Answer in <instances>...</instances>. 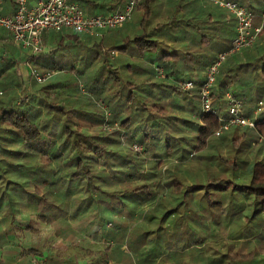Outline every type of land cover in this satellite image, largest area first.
<instances>
[{"label": "trees", "instance_id": "1", "mask_svg": "<svg viewBox=\"0 0 264 264\" xmlns=\"http://www.w3.org/2000/svg\"><path fill=\"white\" fill-rule=\"evenodd\" d=\"M79 1L81 4L85 2V0ZM128 1L118 0L112 9ZM235 1L252 9L256 15L262 16L264 13V0ZM153 2L154 0H140L136 5L133 14L136 15L139 12L141 18L139 28H135L134 34L125 35L114 43H109L104 37L89 36L90 39L85 44L89 47L90 52L87 56H90V59L71 66V69L75 71L84 69L81 74L87 78L91 77L90 85L94 92L104 99L102 103L104 110L99 111L94 108L88 98H77L72 90L65 89L66 82L44 85L34 79L35 90H27L28 93L21 94L19 90L22 88V82L12 79L9 90L0 96V181L4 180L2 188L0 187V213L3 206L8 204L12 208L17 203L14 199L17 188L13 185L18 181L29 182L34 188L32 195L35 198V205L41 204L44 208H48L49 205L55 206L53 190L58 172L62 173V176L56 180L68 181L69 176L72 178L84 175L86 179L98 177L100 174L105 176L104 167L107 163L105 161L101 163L98 159H169L172 156L173 159H193L197 153L212 150L218 143L226 148L224 139L230 135L229 142L232 148L229 152L234 155L225 157L219 154L218 165L221 176L217 180L214 178L219 181L218 184L209 182L198 185L186 184V186L188 189L203 187L207 189L211 184H217L220 190H226L229 187L232 192L237 189L244 191L246 196L251 197L253 208L246 215V220L259 226V229L263 228L264 141L260 144L258 140L260 133L264 135V123L259 125L258 129L235 126L222 135L215 136L214 132L219 126L218 117L202 113L199 90H182L177 82L168 81L165 76L158 75L153 64H149L157 58L160 66L169 74H177L178 82L186 79L179 74L180 69L177 66L175 68L178 58L190 56L191 48L197 46L202 45L208 50L206 46H210L211 41L213 45L225 46L226 44L220 51L227 49L236 32L234 17L228 19L227 10L210 1L205 3V6L208 19L213 23L212 28L211 23H208L207 27L200 26L192 20H182L181 15H174L167 20L160 19L156 22L160 30L164 26L168 27L167 35H163L162 32L154 35L146 29L156 10ZM14 6L15 11V3ZM211 6L216 9L214 15L211 14ZM131 26L132 22L111 31H122L126 28L131 30ZM46 35L45 43L50 45L57 42V48H64L61 41L63 38L60 35L53 37L50 41L45 38ZM259 38L260 40L254 45L230 54L220 68L214 87V96L219 111L223 115L228 114V101L225 96L227 92H231L246 106L252 103L257 105L259 101L264 102L262 98L243 101L232 91V87L237 82L259 83V88L264 89V20ZM75 40H79L77 35ZM197 42L200 44L196 46ZM115 50L119 54L113 58ZM53 52L64 54L51 48L45 53L47 62L39 60L40 57L45 56L41 53L32 59L33 64L45 71L53 69L56 74L67 72L70 64L60 60L54 61L49 55ZM245 59L247 62L237 64L238 61ZM235 64L239 66L234 69L231 66ZM10 68L13 69L12 65ZM233 71L236 74L232 76L230 73ZM202 81L196 82L200 84ZM83 106L92 107L94 111L90 109V112H86ZM85 114L89 120L98 125L95 134L85 125H81L78 117ZM136 119L144 120L145 124L141 126ZM158 132L163 137L159 142L155 141ZM162 143L165 147L164 156H161L157 147ZM134 144L140 146V150H136ZM257 144L260 146L255 149ZM55 147H61L62 150L57 151ZM246 154H255L254 159L260 160H255L247 167ZM208 155L210 156L211 153ZM258 155L262 157L257 158ZM200 156L202 155L199 154L196 157ZM62 157L64 159H61ZM67 159H72L68 164L71 165L69 168L55 167L60 160ZM23 175L27 178H19ZM87 180L91 181V179ZM22 184L19 185L23 189L25 185L22 186ZM184 184L175 182L174 186H180L181 190ZM10 185L13 188H10ZM144 186L140 185L135 191L143 189ZM7 190L11 191L9 196ZM94 192L98 193L96 188L92 191ZM162 198V195L157 197L158 203L150 210V213H146L147 217L149 213V218H159L157 221L168 218L169 210L161 212V215L158 214L159 217L152 214V210L154 211L159 204L167 203H163ZM6 212L2 213L1 221L8 220ZM39 215L44 222H49L50 217L46 213ZM26 227L32 229L30 225ZM246 229L248 231L249 227ZM248 234L255 236L257 232L251 229ZM5 236L6 231H1L0 243L6 238ZM12 250L18 249L12 248ZM28 253L24 249L19 251L22 257H27ZM231 259L241 260L243 255L235 252ZM14 260L16 264L27 263L26 260L18 258ZM218 262L222 264L223 257H220Z\"/></svg>", "mask_w": 264, "mask_h": 264}, {"label": "crops", "instance_id": "2", "mask_svg": "<svg viewBox=\"0 0 264 264\" xmlns=\"http://www.w3.org/2000/svg\"><path fill=\"white\" fill-rule=\"evenodd\" d=\"M70 1L77 3L88 15H107L116 10L124 9L127 4H118L115 9H112V6L118 0H85L89 5L85 2L81 4L79 0ZM207 2L210 1L154 0L156 10H154L151 22L146 29L154 35H159L161 32L163 35H167L168 27L164 26L160 30L156 22L160 19L167 20L174 15H181L183 16L181 17L182 20H192L200 26L207 27L208 23H211L212 28L213 23L208 19L209 16L205 6ZM177 6L180 8H176ZM0 7L3 14L13 13L15 8L11 0H0ZM214 10L216 9L211 6L212 15L215 14ZM140 18L141 14L138 12L136 15L133 14L131 21L126 23L132 22L131 30L126 28L122 31H111L117 28L109 29L99 37H104L109 43L119 41L125 35L134 34L135 28H139ZM261 22L262 16L257 14L255 23L260 24ZM182 24L184 25V23ZM140 31H142V28H140ZM65 32L71 34V36L77 35L83 44L91 36L86 33L78 34L67 29L60 32L55 31V35L50 33L45 38L50 41L53 37L60 35L63 38L61 39L63 43L67 36V34H64ZM211 43L214 44L213 41ZM55 44L57 45V42ZM199 44L197 42L196 46ZM50 46L54 48L53 44H50ZM213 49L214 47H210L207 50L202 45L191 48L192 54L190 56H180L178 62L175 63V68L177 66L180 69L179 74L184 78L200 82L205 78L209 63L220 51V49L215 48V51ZM72 53L74 55L73 63L85 62L90 59V56L85 58L84 55L82 58L81 54L76 55V53H81L77 47L72 50ZM115 53L117 54L115 55ZM118 54L119 52L115 50L113 58ZM151 57L155 58L154 56ZM245 62H247L246 59L238 61L237 64ZM149 64L160 66L157 58ZM237 64L231 67L238 68L239 65L236 66ZM24 65H26V52L12 41L10 32L0 26V96H3L9 90L12 79L20 82L21 77L22 81L25 80L24 73H20V69L24 68ZM164 70V76L168 81L178 82L177 74H169L165 68ZM230 74L233 76L236 72L233 71ZM258 84L237 82L232 87V91L243 101L264 99V89L259 88L260 85ZM255 107L256 104L251 107L243 105L244 112L249 116L253 115ZM230 139V135L224 139L227 149L231 147ZM157 147H159L161 156H164V144L162 143ZM220 148L223 147L219 143L214 145L211 155L209 156V153H207L208 157L203 159H106L107 165L104 167V177L108 178L109 181L107 184L105 181L104 184L100 182L104 191L100 189L99 193H90L91 195L94 194L95 197L99 194L100 209L95 213H93V209L90 213L82 211L91 195L89 196L85 191H81L80 188L77 190L70 188L66 195L55 189L56 207L63 204L69 208L63 218V222L69 230L68 237L62 233L61 229L55 228L54 233L48 232V236H46L50 242L49 246H43L40 249L35 247L24 249L29 253L27 257L21 256L19 260H26V264H220L218 262L220 228H230L232 227L231 224L238 219L245 221L246 215L253 209L251 197L246 196L244 191L237 189L232 192L229 187L226 190H220L217 186L219 181L216 180L221 176L220 166L218 165L219 154H221ZM249 155L246 154V158ZM158 160H161V162H158ZM169 160H173L175 165H168ZM246 160L248 167L255 160L260 159ZM118 172L124 176L117 178L115 174ZM111 177L116 179L111 180ZM116 181L117 185H108L110 182L115 183ZM175 182L185 184L180 190V186H174ZM209 182H217V184H211L207 189L204 187L201 189H188L186 186V184L198 185L208 184ZM140 185L145 186L143 189L135 191ZM164 191V196L167 198L164 210L170 211L168 218L164 221H157L146 215V217L136 219L138 211L143 207H146V211L150 212L155 207V195L157 197L163 196ZM143 192L145 195L148 194V198L141 204H137V206L135 198L138 197L139 199ZM122 195H125L126 199L124 198L123 203H120L119 197ZM150 197L153 199L151 200ZM138 207L141 208L138 209ZM224 210L228 213L227 217L229 218L219 219L220 212ZM129 212H135V215L131 214L129 217L127 216ZM77 213L80 216H75ZM114 213L118 215L117 220L101 221L99 219L95 221L92 219L96 214L111 217ZM230 215L233 217H230ZM55 219L59 221L61 217L56 215ZM56 226H59V224ZM240 228H244V225H241ZM244 229L239 231V235L233 240L251 239L252 236H249ZM32 230H34L33 227ZM35 230L37 229L35 228ZM42 233L40 231V236ZM5 241L9 242V240ZM68 245L76 252L74 256L69 253L58 255L59 250L67 251ZM56 249L57 251H55ZM64 256L70 259H66ZM8 261L9 264H15L14 259Z\"/></svg>", "mask_w": 264, "mask_h": 264}, {"label": "rangeland", "instance_id": "3", "mask_svg": "<svg viewBox=\"0 0 264 264\" xmlns=\"http://www.w3.org/2000/svg\"><path fill=\"white\" fill-rule=\"evenodd\" d=\"M227 12H228L227 18L232 19V17H233L232 14L228 10H227ZM258 22L259 21L257 20V23ZM50 33L52 35H55L54 31L47 33V35ZM64 34H67L65 41L62 43L64 48H59V47L57 48V45L55 43L53 44V47L55 48V50H57V51L61 50L60 52H64V54L61 55V53H59V52H56V53L53 52L52 54H49V55L54 61L60 60L62 62L63 61L67 62L68 64H70V67H69L67 72H63L60 74L58 73L59 75L56 74L55 70L51 69L50 71H53L54 75L51 78H49L47 81L43 82L42 84H44V85H49L50 83L63 84L66 82L67 86L65 87V89L72 90L77 98H79V97L88 98L90 100V102L92 103L94 108L98 109L99 111L101 109L104 110V105L102 104L104 102V99H102L101 95L94 92L92 85H90V83H92L91 77L87 78V77L83 76L81 74V72L83 73L84 69H82V68H80L76 71L71 69L76 64V63H73V56H74L72 53V50L74 49L73 46H76L81 51V53H76V55L81 54L82 58L85 55V58H86L87 54L90 52L88 45L86 46L85 44H83V42L81 40L76 41L75 36H71V34H68L67 32H65ZM258 40H260V38ZM221 45L223 46V44H221ZM222 46H218L217 44L215 46V45L211 44L208 48L214 47L213 50L215 51V48L217 50L223 49L226 46V44H225V46H223V47ZM51 47L52 46H50L49 43H45L43 41V49L41 52H39L35 55H32V56H30L31 54L26 53V65L23 66L24 68L20 69V73L21 74L24 73L23 75H25L24 76L25 82L22 81L21 77H20V82L22 81V85H21L22 88H21V90H19V93L22 92L21 94H23V93H28L27 90H35V88H33L34 78L30 75V67H36V68H38V70L40 72L45 71V70L35 66L33 64L32 59L38 54H41V53L45 54L46 52H49V49ZM46 55L47 54H45L44 57H40L39 60L47 62L48 60H45ZM47 59H49V57ZM23 90H24V92H23ZM58 93H60V92H58ZM252 105H254V103L249 104L248 107H251ZM77 107H79V106H77ZM83 108L86 112H90L91 110L94 111V109L92 107L89 108V107L83 106ZM78 119L81 122V125H85L86 128H88L92 133H94V134L96 133V130L98 129L97 128L98 125H96V122L89 120L86 114L83 115L82 117H78ZM136 120L138 121L139 124H141V126H143L145 124L144 120H140V119H136ZM162 138L163 137H162L161 133L158 132L157 136L155 137V141H157V142L162 141ZM258 141L260 144H262L261 142H263L264 139L262 141H260V140H258ZM259 146L260 145L257 144L255 146L256 147L255 149H257ZM230 148L231 147H229V149ZM58 149L62 150L61 147H58V148L55 147V150L58 151ZM229 149L223 147V148H220L219 150H221V154L223 156L230 157L231 154H233V153L228 152ZM207 153H212V152H211V150L199 152L193 157V159L206 158V157H208V156H205V155H207ZM199 154H201L202 157H196ZM172 157L169 159H173ZM247 158L248 159H254L256 157H255V154H250L249 156H247ZM257 158H261V155H258ZM55 159H60V158H55ZM61 159H64V157H62ZM98 160H99V162L101 161V163H104L103 161H106V159H98ZM70 161H72V159H67L65 161L60 160L59 163L55 165V167H57V166L62 167L63 166L65 168H69L71 166V165H68ZM87 161L89 162L91 160H87ZM169 161L170 162L168 165H175V164H173L174 163L173 160H169ZM74 162H75L74 165H76V161H74ZM171 162H172V164H170ZM62 163H64V164H62ZM103 165L105 166V164H103ZM117 166H119V165L117 164ZM80 172H82V170H80ZM121 174L122 173L118 172L117 174H115V176L117 178L124 176ZM59 176H62V173L60 174V172H58V174H56V176H55V189L60 190L61 192L65 193V195L67 194V192L70 188H73L74 190H77L78 188H80L81 191H85L90 196L91 195L90 193L92 192L91 190H94L95 188L98 191V193H99L100 189L104 191V189L101 187L99 182L103 183L105 181L107 184V182L109 181V179L105 178L102 174L98 175V177L94 176L91 178H88L86 176L87 179H91V181L87 180L84 177V175H80L77 177L75 176L72 178H70V176H69V177H67L68 181H58V180H56V178L58 179ZM19 178H27V177H25L23 175V177L19 176ZM19 178L17 177V179H19ZM115 179L113 177H111V180H115ZM3 182H4V180L0 181V187L1 188H2ZM6 183H8V182L6 181ZM28 183L29 182H23V181H18L16 183H14L13 186H15L17 188V189L14 188L15 190H17L14 192V199H15V201H17V203L12 208L10 206H8V204H7V206H3L1 209L0 219L3 215L2 213L7 211L6 217H8V220L7 221H1L0 220V234H1V231H6V236H5L6 238L4 239V241H2L0 243V264H9L8 260H12L15 258L21 259V256L19 254V251L21 250V248L29 249L31 247H35L36 249H40L43 246H49L50 242L48 241L46 236H48V232L54 233L55 228L59 229V230L61 229L62 233L66 234L65 236L68 237V231L69 230L67 228V225H65V223L63 222L64 221L63 218L66 216L65 214L69 210V208L63 204L60 205L59 207H56V203H55V206L49 205L48 208L47 207L44 208L41 204L35 205V203H34L35 198L32 195V193L34 192V188L32 186H30L31 185L30 183L29 184ZM19 184L20 185L22 184V186L25 185L24 188L23 189L20 188ZM113 184L117 185V181L115 183L110 182V184H108V185H113ZM8 185H9V183H8ZM11 187L12 186L10 185V188ZM10 188H8V189H10ZM19 188H20V190H19ZM55 189L53 190V192L55 191ZM10 193H11V191L7 190V195ZM142 194L143 195L141 197H139V199H138V197L135 198V204L136 205L141 204L142 202H144L145 199H147L148 194L145 195L144 192ZM164 194H165V191L163 192V198L161 200V201H163V203L167 201V198L164 196ZM52 196H54V195L52 194ZM79 198H81V197H79ZM124 198H125V195H122L119 197V199L121 200L120 203H123ZM164 198H166V199L164 200ZM19 200H21L20 203H19ZM168 201H169V198H168ZM118 202H119V200H118ZM154 202H155V206H156L158 203L157 195H155ZM83 208L84 209H82V211L86 212V213H90L92 209H93V213L97 212L100 209L99 196L95 197L94 194H92L90 196V198H88L86 205L83 206ZM140 208L141 207H138V209H140ZM164 208L165 207L163 204L162 205L159 204L154 211L152 210V214L156 217H159L158 214L161 215L160 213L165 211ZM146 209H147L146 207H143L142 209H140L138 211V216L136 219H141L143 217H146V213H147ZM40 213L41 214L46 213L48 215V217H50V220L48 223L44 222L42 219H40L41 218V216L39 215ZM149 213H148V215L150 216ZM131 214L134 216L135 212L134 213L129 212V213H127V216L130 217ZM56 215L61 217V219H59V221L55 219ZM75 216H80V215L77 213ZM117 216L118 215L116 213L112 214L111 217H108V216L106 217V216H102L101 214H96V215H94V217H92V219L95 221H98L99 219L101 221L117 220L118 219ZM216 216H218V214H216ZM227 216H228V213L225 212V210H224L223 212H220L219 219H228L229 217H227ZM231 216L232 215H230V217ZM158 219L159 218H157V219L154 218V220H158ZM10 221H11V223L9 224ZM242 222H243V224H242ZM49 223H51V224H49ZM27 224L31 225V227H33L34 230H32L31 228L30 229L27 228L26 227ZM58 224H59V226L55 227V225H58ZM231 225H232V227H230V228L222 227V228H220V231H219V244H218L219 253H218V257L219 258L223 257L224 262L222 264H264V226H263V228L261 227L259 229L258 228L259 226H255L253 222H248L247 220L240 221V219L236 220ZM241 225H244L245 229L240 228ZM247 227H249V230H251V229L255 230L257 232V234L255 236H252V238L249 240H247L246 238H244L245 240H239V241L233 240V238H236L239 235V231H243V229L245 231H247V229H246ZM35 228L37 230H35ZM39 228H41V229H39ZM40 231L43 232L41 236H40ZM60 235H62V234L60 233ZM5 240H9V242H6ZM70 245H73V244H70ZM70 245H68L69 247L67 246L68 247V248H66V249H68L67 251H60L59 250L58 252H60V253L58 255H66L67 253H69L70 255L74 256V253H76V252L73 250V248ZM88 245H90V244H88ZM12 248H17L18 250L13 251ZM55 251H57V249ZM235 252H239V254L243 255V259L232 260L231 259L232 255ZM247 254H249V255H247ZM244 256H246V257H244ZM64 258L70 259L67 256H64ZM6 261H7V263H6ZM15 264H16V261H15Z\"/></svg>", "mask_w": 264, "mask_h": 264}, {"label": "built area", "instance_id": "4", "mask_svg": "<svg viewBox=\"0 0 264 264\" xmlns=\"http://www.w3.org/2000/svg\"><path fill=\"white\" fill-rule=\"evenodd\" d=\"M16 10L10 14H3L0 7V26L7 29L13 41L23 51L35 55L42 51L44 36L52 31L60 32L72 30L78 34L102 36L106 30L123 26L133 18L136 5L140 0H129L124 9L116 10L107 15H88L75 2L70 0H12ZM221 8L228 10L235 18V36L231 45L219 51L206 69L205 78L198 84L192 79H183L178 86L189 91L198 89L200 93L201 109L204 114L218 117L219 126L214 132L215 136L222 135L225 131L235 126L258 129L264 123V102L259 101L249 116L244 112L242 101L235 98L231 92L226 93L228 114L220 113L214 96V87L220 68L227 57L243 48L254 45L263 29L262 22L255 23L256 14L252 9L245 7L235 0H210ZM117 53H115L116 55ZM158 75L164 76L163 67L153 64ZM30 75L40 83L47 81L54 75L53 71L40 72L36 67H30ZM259 140L264 139L260 133ZM136 150L140 146L134 144Z\"/></svg>", "mask_w": 264, "mask_h": 264}]
</instances>
